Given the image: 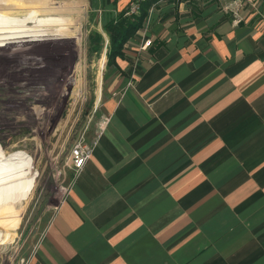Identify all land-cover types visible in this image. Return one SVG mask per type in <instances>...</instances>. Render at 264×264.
I'll list each match as a JSON object with an SVG mask.
<instances>
[{
	"label": "crops",
	"instance_id": "obj_1",
	"mask_svg": "<svg viewBox=\"0 0 264 264\" xmlns=\"http://www.w3.org/2000/svg\"><path fill=\"white\" fill-rule=\"evenodd\" d=\"M80 1L116 19L131 0ZM228 1H152V44L137 52L140 29L124 45L91 158L29 264H264V2L234 24ZM81 7L40 0L15 14ZM28 23L0 20V39L40 31Z\"/></svg>",
	"mask_w": 264,
	"mask_h": 264
},
{
	"label": "rangeland",
	"instance_id": "obj_2",
	"mask_svg": "<svg viewBox=\"0 0 264 264\" xmlns=\"http://www.w3.org/2000/svg\"><path fill=\"white\" fill-rule=\"evenodd\" d=\"M37 1L0 0V4ZM78 2L81 9L59 18L21 19L15 12L0 17L30 21L26 25H39L40 30L4 29L17 36L7 49L0 48V264H29L70 190L75 176L70 150L79 140L93 144L102 123L99 105L106 78L122 74L117 63L116 68L108 62L105 25L114 19ZM248 5L257 9V0H239V18L249 11ZM224 6L222 11L233 17ZM61 18L66 24L37 21ZM233 23L239 24L234 17ZM144 34L145 30L141 42Z\"/></svg>",
	"mask_w": 264,
	"mask_h": 264
},
{
	"label": "trees",
	"instance_id": "obj_3",
	"mask_svg": "<svg viewBox=\"0 0 264 264\" xmlns=\"http://www.w3.org/2000/svg\"><path fill=\"white\" fill-rule=\"evenodd\" d=\"M153 0L145 1L140 4V9L138 15L125 16L126 10L119 14L116 19L111 20L105 25V32L109 39V53L108 59L109 63L116 65V59L123 58V47L124 45L132 39L136 33L143 28L147 10L151 6ZM264 2V0H262ZM27 3H9L0 4V17L3 18L4 15L14 14L17 8L28 4ZM97 41L101 40L99 35L96 36ZM103 59L100 60L102 62Z\"/></svg>",
	"mask_w": 264,
	"mask_h": 264
},
{
	"label": "built area",
	"instance_id": "obj_4",
	"mask_svg": "<svg viewBox=\"0 0 264 264\" xmlns=\"http://www.w3.org/2000/svg\"><path fill=\"white\" fill-rule=\"evenodd\" d=\"M149 1V0H131L129 3L128 9L126 10L125 16H133V15H138L139 9H140V4L142 2ZM174 1H179V0H174ZM233 1V0H232ZM229 2L225 4L224 10L227 12L232 13L233 17L237 21V23L242 20L239 18V0H234L231 2V6H228ZM152 44L151 40L148 38H143L141 45H140V51L147 49L150 47ZM93 152V144H87L83 140H79L70 150L69 154V160H70V165L72 167V170L74 171L75 174H77L90 160L91 155Z\"/></svg>",
	"mask_w": 264,
	"mask_h": 264
},
{
	"label": "bare ground",
	"instance_id": "obj_5",
	"mask_svg": "<svg viewBox=\"0 0 264 264\" xmlns=\"http://www.w3.org/2000/svg\"><path fill=\"white\" fill-rule=\"evenodd\" d=\"M13 43H14V42H13ZM13 43H11L10 40H1V39H0V48H2V49H7V48H8V45H11V44H13ZM9 47H12V46H9ZM19 48H20V47H19ZM4 52H5V53H8L7 50H5Z\"/></svg>",
	"mask_w": 264,
	"mask_h": 264
}]
</instances>
